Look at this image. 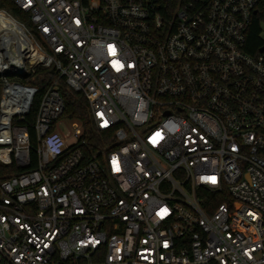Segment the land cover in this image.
Instances as JSON below:
<instances>
[{
    "label": "built area",
    "instance_id": "obj_1",
    "mask_svg": "<svg viewBox=\"0 0 264 264\" xmlns=\"http://www.w3.org/2000/svg\"><path fill=\"white\" fill-rule=\"evenodd\" d=\"M11 1L33 27L0 10V264H264V0ZM61 81L109 134L90 161Z\"/></svg>",
    "mask_w": 264,
    "mask_h": 264
},
{
    "label": "trees",
    "instance_id": "obj_2",
    "mask_svg": "<svg viewBox=\"0 0 264 264\" xmlns=\"http://www.w3.org/2000/svg\"><path fill=\"white\" fill-rule=\"evenodd\" d=\"M5 9L16 16L18 19L26 23L29 28L33 25L28 15L21 13V11L14 5L11 0H0V10ZM264 16H257L253 20L249 35L246 50L253 55L259 53V50L264 46L263 28ZM53 74L51 70L45 68H39L35 73L22 77L18 80L23 85L38 87L42 90L51 81ZM60 91L65 100L66 111L63 115V119L77 121L83 128V136L80 142V149L85 161H90L93 156L97 154L101 146L109 138V134L99 133L89 118L88 103L85 97L81 94H77L69 89L64 81L60 83ZM1 79H0V96H1ZM37 105V103H36ZM34 107L30 121H35V109ZM32 136H34L33 129L30 130ZM19 170L14 165L5 166L0 163V179L18 173Z\"/></svg>",
    "mask_w": 264,
    "mask_h": 264
},
{
    "label": "rangeland",
    "instance_id": "obj_3",
    "mask_svg": "<svg viewBox=\"0 0 264 264\" xmlns=\"http://www.w3.org/2000/svg\"><path fill=\"white\" fill-rule=\"evenodd\" d=\"M262 28L264 30V25H262ZM263 39H264V31H263ZM67 124L69 125V129L65 130V132H70V138L68 140V146L69 147H75L79 145V137H75V128L72 127V124L70 121H67Z\"/></svg>",
    "mask_w": 264,
    "mask_h": 264
},
{
    "label": "water",
    "instance_id": "obj_4",
    "mask_svg": "<svg viewBox=\"0 0 264 264\" xmlns=\"http://www.w3.org/2000/svg\"><path fill=\"white\" fill-rule=\"evenodd\" d=\"M261 51H264V48H262Z\"/></svg>",
    "mask_w": 264,
    "mask_h": 264
}]
</instances>
